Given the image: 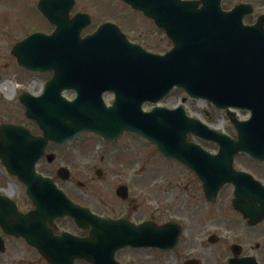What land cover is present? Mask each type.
Returning a JSON list of instances; mask_svg holds the SVG:
<instances>
[{"label": "water", "instance_id": "water-1", "mask_svg": "<svg viewBox=\"0 0 264 264\" xmlns=\"http://www.w3.org/2000/svg\"><path fill=\"white\" fill-rule=\"evenodd\" d=\"M122 1L152 19L174 42L175 48L166 56L147 53L130 44L113 24H104L94 35L82 39L81 33L91 25V19L87 15L70 19L74 0H41L39 11L57 27L55 33L34 34L14 48V56L22 68L55 73L42 97L21 96L27 116L39 124L44 137H34L22 127L4 126L0 130V161L10 175L26 186L28 197L37 207L25 220L30 226L38 214L43 221L71 216L80 227H92L88 240L69 235L62 240L51 237L47 246L32 240L35 232L45 236L43 229L32 231V226L25 227L23 236L39 249L49 264H74L76 259L89 264H117L115 254L123 248H155L166 244L160 228L147 234L144 225L135 227L124 221L100 220L89 211L73 206L52 181L37 173L49 141L64 143L85 131L98 133L108 141H116L125 131L140 134L164 156L193 170L203 182L210 202H216L223 187L232 184L235 210L249 220L251 227L264 221V186L234 170V159L240 153L264 162V30L261 24L244 27V7L225 13L221 0ZM174 88L226 110L238 140L188 119L183 109L142 113L145 103H159ZM64 90L78 93L75 103L63 100ZM105 91H113L117 96L113 109L103 108L100 113L84 108V103L102 107ZM232 109L249 111L252 117L241 123ZM66 119L71 125L65 138H54L52 134L64 127ZM190 133L218 144V155L187 144ZM238 249L233 248L235 258L230 264H258L254 258L239 259Z\"/></svg>", "mask_w": 264, "mask_h": 264}, {"label": "flooded vegetation", "instance_id": "flooded-vegetation-1", "mask_svg": "<svg viewBox=\"0 0 264 264\" xmlns=\"http://www.w3.org/2000/svg\"><path fill=\"white\" fill-rule=\"evenodd\" d=\"M39 2L40 0H30L33 7H38ZM221 5L226 12L240 6L244 7V25L253 28L261 24L264 30V0H221ZM72 13L71 18L76 15ZM6 28L10 31L8 26ZM54 29L50 30L49 34ZM29 31L34 33L38 30L25 26L16 28L15 33L18 34L16 44L22 41L18 40L19 37ZM9 54L12 59L9 58ZM7 59L11 62L15 60L13 49L5 51L0 48V61ZM19 68L22 70L12 72L10 63L0 67V86L7 87L11 84L22 92L24 87L38 85L40 77L45 79L43 88L54 77L53 72L31 73ZM177 91H173L164 99L162 108L177 109L180 106L185 108L190 103L188 100L185 103L183 93ZM17 93L18 90L13 97L11 95L10 104L0 106V130L3 126L13 125L29 129L34 136H43L37 122L27 117V110L20 101L23 92L20 95ZM68 94H72V98H67ZM64 96L67 100L73 101L75 93L64 92ZM103 99L109 109L114 105L116 96L113 92H105ZM82 105L89 109L92 106ZM8 107L11 110L14 107V111L8 110ZM151 109L153 107L149 110ZM189 109L192 111L185 109L187 116L195 119L196 111ZM206 117L210 119L209 115ZM34 126L38 128V132L32 130ZM66 127H70L68 119L65 120L62 131L54 133L53 137L64 139ZM135 137L150 144L141 136L130 132H124L115 142L88 132L78 136L74 142L61 144L50 141L46 149L48 158L45 157L40 162L38 172L51 180L58 191L75 206L88 210L100 220L124 221L135 227L144 225L147 234H151L153 229L160 228L166 241L165 246L123 248L115 254L117 264H230L234 257L233 245L239 246V258L252 257L248 255L245 246L231 245V237L228 238L225 231L217 228L221 216L219 212L216 215L215 208L223 190L228 186L219 194L217 203H212L205 197L203 184L197 176L185 165L178 163L174 165V168L177 166L180 168L178 170L166 168L162 170L159 177L162 182L161 196H156L151 192L155 171L145 163L148 155H144L142 159L139 157L141 148L133 143L132 139ZM188 141L206 150L202 146L204 141L191 134ZM73 144H76V148H73ZM1 145L0 139V147ZM141 160L143 163L135 162ZM36 210L37 207L26 195L25 186L17 178L9 175L0 162V264H49L39 249L23 236L25 227L29 229L32 226V231L39 228L45 231V236L40 237L35 232L32 238L41 246H47L46 243L51 237L58 240L67 235L80 240H88L91 237L92 227H80L70 216L43 221L38 214L29 226L25 217ZM234 212L242 217L241 214ZM243 221L248 225L247 220ZM259 226L248 227L255 230ZM226 228L230 231L227 223ZM74 264L89 263L76 259Z\"/></svg>", "mask_w": 264, "mask_h": 264}, {"label": "rangeland", "instance_id": "rangeland-1", "mask_svg": "<svg viewBox=\"0 0 264 264\" xmlns=\"http://www.w3.org/2000/svg\"><path fill=\"white\" fill-rule=\"evenodd\" d=\"M77 6L72 14L85 13L89 14L92 18V25L86 29L82 36H88L94 34L99 26L106 21H113L121 26L122 31L126 34L127 38L136 45H140L144 49L154 54L164 55L165 53L173 49V44L166 37V35L157 30L153 22L145 19L142 15L132 12V10L124 5L120 0H76ZM6 26L10 28L7 30ZM33 28L39 32L47 34L50 30L54 29L52 25L48 24L43 18L38 7H33L30 4V0H0V48L5 51L13 49L17 42L16 28L21 27ZM20 30V29H19ZM30 30V29H29ZM33 32H26L25 35L19 37L20 40H24L29 37ZM9 58L12 59L9 54ZM10 59L0 61V67L10 63L12 72H18L20 69L15 60L11 62ZM40 83L35 87H24L22 92L30 95H38L43 90L42 84L45 83V79L40 77ZM1 84V82H0ZM13 85L8 84L5 89L4 86H0V106L9 103L13 95L18 90L20 95L21 90L12 87ZM5 93H3V89ZM181 93L179 90L177 91ZM12 95V97H11ZM72 94H68L67 98H72ZM183 98L188 97L183 93ZM185 107L187 111H192V108L196 111V119H200L210 128L215 129L221 133L230 135L232 138L237 139L235 129L231 125L225 111H220L213 107L211 104L206 102H195L190 101ZM20 104V103H18ZM1 108V107H0ZM145 111H149L150 107H145ZM8 110H11L8 107ZM11 111H14V107ZM210 116V119L206 117ZM250 117L247 112H238L239 120H245ZM34 132H38L36 126L32 129ZM133 143L140 147L139 157L142 159L144 155H148V160L145 163L155 171L154 180L151 182V192L156 196H161L162 182L159 180L162 170L166 169H180L177 165L178 162L166 159L160 153H158L155 146L144 143L139 137L132 139ZM76 148V144L72 145ZM202 146L212 152H218V146L204 142ZM150 154V155H149ZM136 163H143V161H135ZM235 167L242 172H245L252 176L256 181L264 185V163H259L252 160L247 155L239 156L235 161ZM41 172V169H39ZM152 194V195H153ZM234 199V191L228 186L223 192L219 203L216 205V215L220 213L221 218L217 224V228L225 231L228 234V238L231 237V245L241 244L246 247L248 255L255 257L259 264H264V223L257 229L252 230L248 227L247 223L243 221V218L238 216L232 208V201ZM229 227V230L226 228ZM259 246V248H257Z\"/></svg>", "mask_w": 264, "mask_h": 264}, {"label": "bare ground", "instance_id": "bare-ground-1", "mask_svg": "<svg viewBox=\"0 0 264 264\" xmlns=\"http://www.w3.org/2000/svg\"><path fill=\"white\" fill-rule=\"evenodd\" d=\"M4 88H5V87H4ZM6 88H7V89H8V91H9V89H10V88H8V87H6ZM2 89H3V88H2Z\"/></svg>", "mask_w": 264, "mask_h": 264}]
</instances>
